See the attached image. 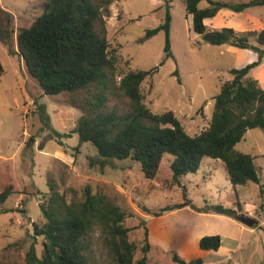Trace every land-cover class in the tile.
<instances>
[{
  "label": "rangeland",
  "instance_id": "rangeland-1",
  "mask_svg": "<svg viewBox=\"0 0 264 264\" xmlns=\"http://www.w3.org/2000/svg\"><path fill=\"white\" fill-rule=\"evenodd\" d=\"M44 1L0 0V192L12 187L6 201L0 202V264H27L30 248L41 257L44 238L35 231L45 221L41 202L52 187L69 201L83 199L87 185L94 193L109 195L125 212L123 224L136 244L135 259L144 255L148 240L147 264H180L174 254L196 264H264V212L259 208L264 131L249 128L236 144L238 151L254 156L260 183L233 185L223 162L211 157H204L197 173L183 177L181 186L170 181L171 155L154 179L146 178L131 158L103 160L93 144L81 142L78 133L72 132L82 112L70 105V95L46 94L19 54V29L30 26L43 12ZM206 6V1L200 2V7ZM248 10L259 14L264 5ZM167 11L170 57H166L164 29L146 38L149 29L165 22ZM220 11H224L222 21L229 20L227 13L230 17L247 14L228 8ZM206 24L214 28L212 20ZM96 29L107 36L112 53L120 58L116 79L130 70L155 68L142 83L147 105L159 113L174 111L191 135L207 128L221 84L232 78L231 68L246 65L248 59L232 53L230 45L204 42L192 28L184 0H115ZM252 72L264 88V76ZM39 104L46 107L49 126L38 113ZM107 108L126 112L131 108L129 98L117 91L110 95ZM218 205L234 208L237 215L206 211ZM247 217L256 223L248 224ZM213 234L221 236L220 248L201 249L199 238ZM84 242L90 264H117L100 226H93Z\"/></svg>",
  "mask_w": 264,
  "mask_h": 264
},
{
  "label": "trees",
  "instance_id": "trees-1",
  "mask_svg": "<svg viewBox=\"0 0 264 264\" xmlns=\"http://www.w3.org/2000/svg\"><path fill=\"white\" fill-rule=\"evenodd\" d=\"M114 1L45 0L43 12L17 34L19 54L44 92L68 93L70 105L82 112L72 132L78 133L81 142L93 144L103 160L131 158L138 162L148 179L158 175L163 160L171 155L169 175L175 186H181L183 177L188 174L197 173L204 157L221 160L233 185H245L250 181L260 183L254 156L238 151L236 144L249 128L259 127L264 131V88L251 75V70L264 62V29L209 28L205 19L216 16L222 8L241 12L264 5V0H184L187 14L192 15V28L204 42L252 49L258 53L257 60L230 69L232 78L221 84L214 97L209 125L195 135L187 132L174 111L159 113L147 105L142 83L156 71L155 68L130 70L116 79L120 58L112 53L107 36L96 29V23L110 14ZM202 1L208 6L200 7ZM170 23L171 15L167 11L165 22L146 33L148 38L162 29L166 31V57L172 55ZM4 40L12 50L10 42ZM117 91L129 98L131 108L126 112L107 108L110 95ZM38 108L42 120L49 126L45 105L39 104ZM94 163L91 158L90 164ZM11 193V186L1 191L0 202H5ZM48 193L40 204L45 221L35 228L36 234L44 238L43 254L38 257L34 248H30L27 264H90L84 239L93 226L101 227L105 244L117 264H147L150 243L146 240L144 255L135 259L136 244L129 239L130 228L123 224L126 214L109 195L94 193L91 185L85 187L84 198L80 200L69 201L64 193L53 187ZM260 196L259 208L264 212V184H261ZM164 209L155 214H161ZM208 210L237 215L234 208L223 205L211 206ZM246 222L254 225L256 220L247 217ZM199 246L203 250H218L221 236H202ZM173 259L180 264H196L186 262L177 254Z\"/></svg>",
  "mask_w": 264,
  "mask_h": 264
},
{
  "label": "crops",
  "instance_id": "crops-1",
  "mask_svg": "<svg viewBox=\"0 0 264 264\" xmlns=\"http://www.w3.org/2000/svg\"><path fill=\"white\" fill-rule=\"evenodd\" d=\"M221 13L223 14L224 11H219L216 16L205 19V23H207V21L212 20L214 22V26H213L214 28L233 27L239 31H257L259 29L255 27H258V26L262 27L260 29H264V12L257 14V13H252L250 12V10H248L244 12L247 14H243L242 16H239V17L238 16L230 17L231 14L227 13L226 16L229 18V20H226V21L225 19L224 21L221 20L222 19ZM229 49L232 53L238 55L239 58L241 56L248 57V59L246 60V65L257 59L256 58L257 54L255 52L249 51L248 49H241V48L234 47L231 45L229 46ZM253 70H254V75L259 73L260 71V76L261 74L262 76H264V63L254 68ZM251 73L253 74V72Z\"/></svg>",
  "mask_w": 264,
  "mask_h": 264
}]
</instances>
